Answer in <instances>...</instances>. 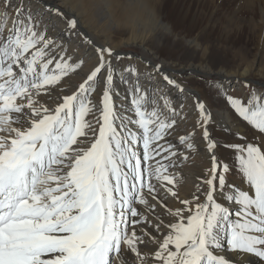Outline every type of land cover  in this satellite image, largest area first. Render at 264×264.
Returning a JSON list of instances; mask_svg holds the SVG:
<instances>
[{
  "label": "bare ground",
  "instance_id": "6f19581e",
  "mask_svg": "<svg viewBox=\"0 0 264 264\" xmlns=\"http://www.w3.org/2000/svg\"><path fill=\"white\" fill-rule=\"evenodd\" d=\"M46 1L0 0V42L20 50L32 70L27 88L13 69L12 48L7 49L11 57L0 51V264H110L112 257L114 264H264V226L258 216L264 211L263 87H254L251 111L256 113L237 119L214 110L204 97L206 88L191 86L179 73L217 72L223 90L237 74L213 71L205 63L174 64L162 56L166 34L159 29L178 36L187 21L188 40L207 57L210 48L197 33L203 10L196 17H190L191 10L177 11L173 18L172 10L159 7L160 0H129L131 6H146L144 14L130 18L134 32L146 35L141 47L147 39L157 40L155 48L134 57L121 48L129 43L124 33L103 40L87 28L94 12L86 10L84 0H78L83 7L70 9L58 0ZM117 1L106 2L110 21L125 15L124 7H113ZM174 1L190 7L187 0ZM250 2L247 7L261 13L263 36L264 0ZM212 5L227 8L224 1ZM33 12L47 22L48 50L42 39L36 49L24 47L28 34L35 32L28 26ZM249 21L255 24L252 17ZM50 58L62 64L65 74L47 67L44 61ZM39 59L45 68L35 74L42 68ZM70 65L75 69L67 75ZM44 70L57 76L40 83L48 78ZM249 72L245 69L236 80ZM90 74L83 90L87 99L76 107L75 90L81 88L76 84ZM140 76L150 77L148 93L136 80ZM47 83V99L39 98ZM168 84L174 90L169 108L163 94ZM93 100L103 126L97 134L85 127L82 115H88ZM221 126L236 132L241 147L222 149L214 143L211 131L223 133ZM93 146L97 148L89 150ZM219 152L248 166L249 176L231 195L219 188ZM62 153L71 154L69 163L56 160ZM137 190L142 194L137 196ZM134 202L141 213L131 211ZM249 214L250 223L245 220Z\"/></svg>",
  "mask_w": 264,
  "mask_h": 264
},
{
  "label": "rangeland",
  "instance_id": "374dc122",
  "mask_svg": "<svg viewBox=\"0 0 264 264\" xmlns=\"http://www.w3.org/2000/svg\"><path fill=\"white\" fill-rule=\"evenodd\" d=\"M219 1L225 2V7L227 8H225L224 11H222L223 9L221 8V6L212 5V3H217ZM250 1L248 0H231V1L230 0H213L212 2L209 3L208 0H187L190 7H185L183 6L182 3L178 4L174 0H162V1L160 0V3H162V5H159V7H163V12H164L165 6L170 11L172 10L173 18L175 17V13L177 11L191 10L192 14L190 15V17H193V16L196 17L197 15H200L201 10H203L204 16H202V18L204 19V21L202 23L201 29L197 33L200 37L201 42L206 43L210 48L209 54L207 55V57L203 58V50H200V47L198 45H195L194 43H190V40H188L189 38L187 37V24H186L187 21H186L183 27L178 30V33L180 34L178 36L172 35L171 33L168 32V30L164 28L159 29L160 33L162 32L166 34L165 45L161 44V47L167 49L162 55L164 56V58H166L169 61H174V64L181 63V65L183 64L189 65L191 63L192 64L193 63H205V64H209L213 71L224 69V70H227L228 72L234 73L235 75L237 74L238 76L242 75L241 73H243L245 69L247 68L250 69L249 74L246 75V79L236 80L238 77L236 75V79L228 80L227 81L228 89L226 88L225 90L221 88L219 89V87L217 86L218 83H222L221 81L222 77L218 76L217 72L208 75L205 73L203 74V73H197V72L195 74L189 70H185L184 72L179 73L180 76L178 74L181 80L190 84L191 86L193 87L196 86V87H200L204 89L206 88L207 94L204 97L207 98L208 105L211 106L214 110H218V111L222 110L223 113L225 111H228L230 116H235L237 119H241L242 117L248 118L249 116L256 113L257 110H254L255 112L251 111V108H252L251 103L253 102L254 96H255L254 93L257 91V90H254L255 89L254 87H257V86L259 88L263 87L261 90V94H260V101L261 102L264 101V38H263L264 35L262 36V34L259 33L260 32L259 23L261 21V13L258 10V7H254L256 8V10H253L250 7H247V4ZM46 2H48V0ZM84 2H85L86 10H90L94 12L93 18L90 20L89 25L87 24L88 26L87 28L92 30L94 33L98 34L101 39L104 40V39L109 38L110 34L112 33L117 35V31L124 33L122 37H124L126 41H129V43L123 44L121 48H123L128 54H131L134 57L135 56L138 57L137 54L141 55L142 53H144L146 51L144 48H148V47L149 49L155 48L154 44H157V40L155 38H151L150 40L147 39L146 42L143 43L144 47H141L140 44H141V41L145 39V36H146L145 33L141 31L135 33L134 31L136 29L130 26L131 16L133 15L140 16V14H144L142 7H146V6L138 5V4L131 6L129 0H119L117 1V3L115 2L116 4H114L113 7H124L126 9L125 15L123 17L116 15L114 18L115 20L110 21L105 16L106 11L104 10V8L106 7L107 0H84ZM58 3L61 4L60 6L63 7V9H70L72 7H78V6L83 7L82 2L78 0H58ZM229 3H232L230 5L231 6L230 8L228 7ZM8 4L9 3L5 4L6 7H8ZM200 6H202L203 8ZM128 7H131V8H128ZM210 7H212V9ZM53 12H56L55 14L59 18H61V14H62L61 12L57 10H53L50 13L52 14ZM28 14L29 12L27 11L24 15L28 16ZM41 14H43V12ZM87 15L88 14H86L85 16ZM163 15L167 16L168 12L165 11ZM251 17L254 19L255 24L249 21ZM69 18L71 19L70 15L66 17V20L71 21ZM257 24L258 26H256ZM28 26L34 28L35 32L32 34L30 32L27 37L25 36L26 34L25 32H24V35L20 34L21 37L27 38V40L24 43V47L35 45V49H36L40 45V43L43 41L47 43V44L46 43L41 44L43 48H45L46 46L48 47L50 45V42H49L50 37H49V33H47L48 25H47V22L43 19V17H37L36 13L33 12L29 17ZM232 30H233V33H232V38H231L229 35L232 32ZM68 35H70V33ZM39 39H42V41L40 42ZM0 43L2 44V45L0 44V51H2L3 53H6V55H9V57H11L12 55L11 53L7 52V49L10 50L12 47L10 45L5 46V44L2 42ZM41 46L39 47L37 52H40ZM12 50L15 54V57H11L14 60L12 63L13 69L19 73V77L21 79L22 84L25 85L27 88H29V78L31 76L30 71L32 70H29L27 66L24 64L23 62V58H25L24 54L21 55V51L18 50L16 47H14V49L12 48ZM51 51L54 52L53 50ZM50 59H46L45 61L42 59H39L38 64L42 68L38 67L37 70L39 71V73L34 70L35 74H40V72H42L43 69L45 68L41 66V64L39 63L40 60L41 62L44 61L47 64L49 63L47 66L49 68L55 67L56 70L59 71L58 74H65L63 73L64 70H62V66H61L62 64H60L57 59H54V58L51 60ZM70 63H68V65ZM74 67L75 66H72L71 68V65L66 66V69L68 70V73L66 74L70 75L71 71L75 69ZM45 71L46 70H44V78H47V77L48 78L41 80L40 83L49 81L51 80L50 78L53 79V77L57 76V73L51 75V73L45 72ZM91 75L92 74L88 75L86 78H84L83 80H81L79 83L76 84V85L81 86V88L78 86L75 90L77 97L75 98L74 105L76 107L78 103L83 102V101L85 102V100L87 99L86 92L83 90H84V86H86L87 84V78ZM100 80H101V75L97 74L95 81L99 82ZM136 80L137 82L139 80L141 81L140 83L141 87L143 88V90H145L146 93H148L147 92L149 88L148 83H151L150 77L140 76L138 77V79L136 78ZM133 83L135 84V81H133ZM47 84L45 86H48V90L42 91L44 93L42 95H39L40 96L39 98L46 97L45 99H47L46 95L47 93L48 94L50 93L49 89H51L50 87L51 84H48V85ZM170 86L171 85L168 84V87H165L166 93H165V90L163 91V94L166 96V99H167L166 102L169 103L167 104L168 108L173 103L172 96H174V90L171 88L172 86L171 87ZM31 87L34 88V86H32V83H31ZM44 95L45 97H43ZM147 95L148 94H146V100H145L146 104L148 102L147 100L149 99ZM169 96H171L172 98ZM66 98H68L67 95L63 97L64 100ZM64 100H61V101H64ZM99 100L102 101V98H100ZM261 102L259 103L260 105H261ZM97 103L99 104L100 102L97 101ZM95 105H96V100H93V107L90 109H87L89 111L88 115H85L84 113H82V115H83V118H86L84 119L85 127L92 128L94 133L96 132L97 134L99 133L101 129H103V126L99 124L100 120L98 116L94 114L93 110L95 109ZM53 108H50V109H53ZM249 110L250 112H248ZM259 110L264 111L262 107H260ZM263 111H258L257 113H260V112L262 113ZM170 114L171 116H173V113H170ZM169 116L170 115L168 114V117ZM252 120L257 121V115H254L252 117ZM221 127L223 129V133H226V134H223L220 131L218 132L215 130L211 131L214 143L217 146L221 147L222 149L223 148H233L234 150V148L241 147L242 144L235 142V140H238V136L236 132L234 131L230 132L229 128L225 126H221ZM248 137L250 139H254V136L252 134H249ZM95 147L96 146L90 147L89 150L96 149L97 147L96 148ZM217 155H218V161H219L218 163L219 188L222 192L226 193L227 191L229 192V194L230 193L232 194L236 190H238V188L245 181V178L249 176L248 171H247L248 166L246 163H244L242 160H240L236 156L233 159L230 158L229 157L230 155H228L227 152H222V153L219 152ZM69 158H71L70 153L68 154L62 153L59 157L56 158V160L58 159L57 161L61 163H62V160H63V163H69L68 160H71ZM227 159L229 160V162L227 161ZM263 177H264V173H263ZM248 183L251 184L252 180H248ZM156 184L158 185L160 183L156 182ZM139 191L140 190L136 191L137 196H138V193L142 194V192H139ZM231 197H234V194ZM233 199H235V197ZM140 207H141L140 204L138 205L136 204L135 206V202H134L131 205V211L134 210V211H137L138 213H141L142 210H140ZM260 211H261V214L258 215L260 218L259 223L264 226V215H263L264 211L262 210ZM246 216H245L246 219L245 218L244 219L246 220V222L250 223L252 221L251 214L246 215ZM108 261L110 264H114L115 262L113 257L108 258Z\"/></svg>",
  "mask_w": 264,
  "mask_h": 264
}]
</instances>
